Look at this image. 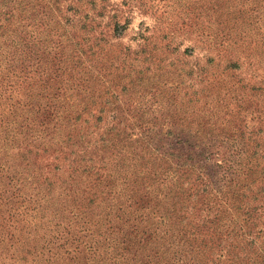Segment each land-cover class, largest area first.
Listing matches in <instances>:
<instances>
[{
	"label": "rangeland",
	"instance_id": "374dc122",
	"mask_svg": "<svg viewBox=\"0 0 264 264\" xmlns=\"http://www.w3.org/2000/svg\"><path fill=\"white\" fill-rule=\"evenodd\" d=\"M8 2L0 264H264V0ZM119 201L158 238H106Z\"/></svg>",
	"mask_w": 264,
	"mask_h": 264
},
{
	"label": "trees",
	"instance_id": "16d2710c",
	"mask_svg": "<svg viewBox=\"0 0 264 264\" xmlns=\"http://www.w3.org/2000/svg\"><path fill=\"white\" fill-rule=\"evenodd\" d=\"M8 1L9 0H4L3 2H1L0 0V8L3 6V9L5 8L6 10L8 7V3H9ZM11 3H13L14 5H18L16 2H13V1ZM1 12L2 11H0V14L2 15ZM2 24H5L3 20L0 21V26ZM1 29H3V27ZM3 111H5V109H3ZM136 181H137L136 177L132 176L131 180L127 181V183L126 182L124 183L122 194L127 193L125 194V196L123 195L124 198H127V196L130 195V192L133 190V187L135 186ZM118 196H120V194L116 196L115 200L118 198ZM188 208L190 212L194 211V209H191L190 206H188ZM59 211L60 210L57 208L54 211H52V213L54 215ZM136 211H138V207H136L135 201H132L126 205H123L122 203H120V201L119 203L111 202L107 204L104 209V219H103L104 228L108 234L106 238H111V240L113 241H116L117 239H119L120 243H126L128 245L131 244L132 242H140V243L150 242L154 240L155 238H158L157 233L159 229L157 231L156 230L151 231L148 228L140 229V228L135 227L138 223V220L136 219L139 217V215L135 214ZM176 222H179V221L169 220L168 224H174ZM168 230H169L168 228H165L164 231L168 232ZM60 231L62 233L69 234L68 231L65 230V228H61ZM81 237L83 236L79 235L78 232L70 234L64 238H60L58 236H51L50 238L41 237L40 248L47 249L52 246L56 250L60 251L63 249V247L66 244L76 243V241L80 239ZM188 239H189V242L186 245L185 252L187 251L190 254L194 253L196 257V253L193 251V249H194V246L198 242V234H195L193 232L192 235H190ZM75 247L77 246L75 245ZM85 249L86 247L83 246L79 249L72 248V249H68V250L65 249V250H66V253L70 255V258H72L80 254H86L87 251ZM105 259L108 262V264L116 263L114 259V255L108 254V256H106Z\"/></svg>",
	"mask_w": 264,
	"mask_h": 264
}]
</instances>
